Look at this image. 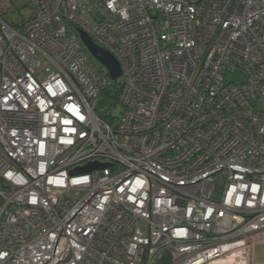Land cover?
<instances>
[{
	"label": "built area",
	"instance_id": "obj_1",
	"mask_svg": "<svg viewBox=\"0 0 264 264\" xmlns=\"http://www.w3.org/2000/svg\"><path fill=\"white\" fill-rule=\"evenodd\" d=\"M27 4L0 11V264H255L264 0Z\"/></svg>",
	"mask_w": 264,
	"mask_h": 264
},
{
	"label": "rangeland",
	"instance_id": "obj_2",
	"mask_svg": "<svg viewBox=\"0 0 264 264\" xmlns=\"http://www.w3.org/2000/svg\"><path fill=\"white\" fill-rule=\"evenodd\" d=\"M0 2V11L2 12L3 19L9 23L19 24L23 17H28L30 15V8L27 4V0H1ZM223 74L225 82L239 84L244 81V74L241 69L225 72ZM113 96L114 92L112 91L110 97L103 95L98 99L96 110L101 115L109 114V112L112 114L119 113L120 106L118 103H115ZM112 105L113 107L111 108ZM252 259L255 264H264V241L254 244Z\"/></svg>",
	"mask_w": 264,
	"mask_h": 264
},
{
	"label": "water",
	"instance_id": "obj_3",
	"mask_svg": "<svg viewBox=\"0 0 264 264\" xmlns=\"http://www.w3.org/2000/svg\"><path fill=\"white\" fill-rule=\"evenodd\" d=\"M80 39L87 48V50L90 52V54L94 57L95 60H97L99 63L104 65L110 74V77L115 80L118 77L121 76V67L119 62L115 59V57L110 54L108 51L104 50L103 48L97 46L92 39L83 31H79ZM106 164H100V163H89L83 167L77 168L73 170V173L77 172H90L95 168L103 167ZM164 258H168V254L164 255ZM163 263V260L160 261V264Z\"/></svg>",
	"mask_w": 264,
	"mask_h": 264
},
{
	"label": "trees",
	"instance_id": "obj_4",
	"mask_svg": "<svg viewBox=\"0 0 264 264\" xmlns=\"http://www.w3.org/2000/svg\"><path fill=\"white\" fill-rule=\"evenodd\" d=\"M112 91L114 92L113 98H114V100H116V96H117V93H118V85L113 84V86L106 91V95L108 97H110V94H111Z\"/></svg>",
	"mask_w": 264,
	"mask_h": 264
}]
</instances>
